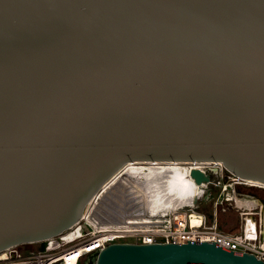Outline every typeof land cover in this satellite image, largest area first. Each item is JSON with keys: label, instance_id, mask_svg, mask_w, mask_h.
Masks as SVG:
<instances>
[{"label": "water", "instance_id": "water-1", "mask_svg": "<svg viewBox=\"0 0 264 264\" xmlns=\"http://www.w3.org/2000/svg\"><path fill=\"white\" fill-rule=\"evenodd\" d=\"M90 95L104 99L65 116ZM155 161L264 183V0H0V252L66 231L126 164ZM125 175L98 195L95 226L126 223ZM89 263L264 260L207 241L118 242Z\"/></svg>", "mask_w": 264, "mask_h": 264}, {"label": "built area", "instance_id": "built-area-1", "mask_svg": "<svg viewBox=\"0 0 264 264\" xmlns=\"http://www.w3.org/2000/svg\"><path fill=\"white\" fill-rule=\"evenodd\" d=\"M109 182L88 203L78 222L42 242L19 244L1 251L0 264H88L100 249L118 242L184 244L207 241L234 252H250L264 260V201L239 190L248 184L223 166L219 165L216 176L204 183L193 180V196L205 198L198 199L195 205L178 204L161 214H130L124 219L125 224L95 226L87 215ZM208 183H212L213 192H203L202 184ZM251 199L256 203L250 206L237 203ZM228 212L238 219L235 232L220 228V218ZM153 221L162 223L150 224ZM34 244L39 246L33 247Z\"/></svg>", "mask_w": 264, "mask_h": 264}, {"label": "bare ground", "instance_id": "bare-ground-1", "mask_svg": "<svg viewBox=\"0 0 264 264\" xmlns=\"http://www.w3.org/2000/svg\"><path fill=\"white\" fill-rule=\"evenodd\" d=\"M219 165L222 166L219 162H130L117 172L110 182L124 172L131 174L133 177L136 176L137 179L125 180L124 189L126 190L123 189L122 191L124 194L122 200L128 199L129 204L125 205L124 202H120L121 206L123 208L126 206V212L134 215L161 214L167 207L184 203L195 205L198 199L202 198L193 196L194 182L189 175L190 168H199L201 173L207 174L209 180L216 176ZM141 178H145L147 181H142ZM243 181L248 185L263 186L264 188V183L253 180ZM134 183L140 187L145 186V189H141V192L138 187L133 186ZM211 185L212 183L202 184L203 192H212L213 187ZM237 203L250 206L255 204L256 201L251 199L245 200L244 203L240 201Z\"/></svg>", "mask_w": 264, "mask_h": 264}, {"label": "rangeland", "instance_id": "rangeland-1", "mask_svg": "<svg viewBox=\"0 0 264 264\" xmlns=\"http://www.w3.org/2000/svg\"><path fill=\"white\" fill-rule=\"evenodd\" d=\"M128 175L127 179H137L136 176H132L131 174L127 173ZM140 180V179H139ZM142 181H147L145 178H141ZM133 186L138 187V189L141 191V189H145V186L140 187L137 184L134 183ZM147 189V188H146ZM244 193H247L249 195H252L255 199H262L264 201V188H261L259 186H253V185H246L239 188ZM214 189L212 190V192ZM142 192V191H141ZM137 200V199H136ZM200 200H204V198H201ZM138 202V200H137ZM206 210H209V206L206 205ZM221 224L220 228H222L225 231L229 232H235L238 230V219L234 213L228 212L226 215L220 218ZM38 244H34L33 247H38Z\"/></svg>", "mask_w": 264, "mask_h": 264}, {"label": "snow or ice", "instance_id": "snow-or-ice-1", "mask_svg": "<svg viewBox=\"0 0 264 264\" xmlns=\"http://www.w3.org/2000/svg\"><path fill=\"white\" fill-rule=\"evenodd\" d=\"M90 83H93V82H88L83 85L87 86ZM103 99H104V95H90L89 97H86L81 102H79L75 108L66 112L65 116L70 118L73 114L79 115L80 113H83L87 109L99 105L100 103H102Z\"/></svg>", "mask_w": 264, "mask_h": 264}, {"label": "flooded vegetation", "instance_id": "flooded-vegetation-1", "mask_svg": "<svg viewBox=\"0 0 264 264\" xmlns=\"http://www.w3.org/2000/svg\"><path fill=\"white\" fill-rule=\"evenodd\" d=\"M259 187L263 188V186H259ZM88 264H90V263H88Z\"/></svg>", "mask_w": 264, "mask_h": 264}]
</instances>
